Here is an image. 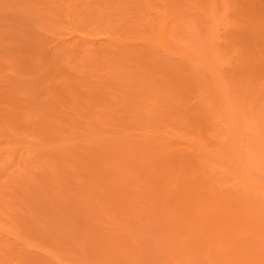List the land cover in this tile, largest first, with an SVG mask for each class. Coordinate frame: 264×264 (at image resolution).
<instances>
[{"label":"rangeland","instance_id":"1","mask_svg":"<svg viewBox=\"0 0 264 264\" xmlns=\"http://www.w3.org/2000/svg\"><path fill=\"white\" fill-rule=\"evenodd\" d=\"M0 264H264V0H0Z\"/></svg>","mask_w":264,"mask_h":264}]
</instances>
